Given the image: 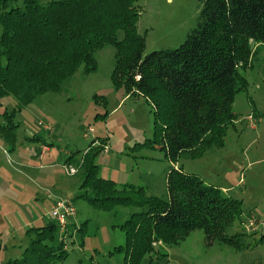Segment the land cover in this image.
<instances>
[{
	"label": "trees",
	"instance_id": "1",
	"mask_svg": "<svg viewBox=\"0 0 264 264\" xmlns=\"http://www.w3.org/2000/svg\"><path fill=\"white\" fill-rule=\"evenodd\" d=\"M198 2L196 25L184 41L143 57L137 0H0V99L11 98L19 110L44 94H59L78 69L94 72L95 54L108 46L112 85L122 87L125 98L150 101L153 136L170 163L220 149L237 119L233 99L246 86L238 71L256 60L251 45L264 46V0ZM95 155L66 159L79 176L75 198L104 212L131 207L119 226L123 244L115 249L123 264H167L154 246H177L194 230L206 246L247 248L249 236L231 231L241 219L240 201L175 166L166 172L164 194L148 197L141 188L97 178ZM86 225L64 228L75 229L81 243ZM58 229L50 222L26 230L20 257L6 264H61L66 252Z\"/></svg>",
	"mask_w": 264,
	"mask_h": 264
},
{
	"label": "rangeland",
	"instance_id": "2",
	"mask_svg": "<svg viewBox=\"0 0 264 264\" xmlns=\"http://www.w3.org/2000/svg\"><path fill=\"white\" fill-rule=\"evenodd\" d=\"M135 6L137 33H145L143 57L177 48L194 29L200 7L198 0H137ZM251 48L256 60L238 71L246 86L231 104L237 119L226 129L223 146L174 164L153 136L150 101L125 98L122 87L112 85L108 46L95 54L94 72L78 69L59 94H44L19 110L11 98L0 99V264L20 257L26 230L54 223L49 212L59 199L74 210L65 225L87 223L81 243L75 229H61V264H123V253L115 249L123 244L119 226L131 207L104 212L75 198L79 176L68 171L73 167L66 159L73 157V163L83 154H96L97 178L141 188L148 197L164 194L166 172L175 166L240 201L241 219L231 231L249 236L246 249L206 246L202 232L194 230L177 246H154L167 264H264V46ZM249 217L254 230L247 227Z\"/></svg>",
	"mask_w": 264,
	"mask_h": 264
},
{
	"label": "built area",
	"instance_id": "3",
	"mask_svg": "<svg viewBox=\"0 0 264 264\" xmlns=\"http://www.w3.org/2000/svg\"><path fill=\"white\" fill-rule=\"evenodd\" d=\"M70 173L73 174L74 170L69 169ZM74 214V210L70 206L69 202L66 199H59L57 202L54 203V205L50 208L49 217L58 225L60 231L64 228V225L66 223L67 218L72 216ZM253 217L247 218V227H249L251 230H254L253 228ZM257 223V220H255Z\"/></svg>",
	"mask_w": 264,
	"mask_h": 264
},
{
	"label": "crops",
	"instance_id": "4",
	"mask_svg": "<svg viewBox=\"0 0 264 264\" xmlns=\"http://www.w3.org/2000/svg\"><path fill=\"white\" fill-rule=\"evenodd\" d=\"M261 235H263V234L261 233Z\"/></svg>",
	"mask_w": 264,
	"mask_h": 264
}]
</instances>
